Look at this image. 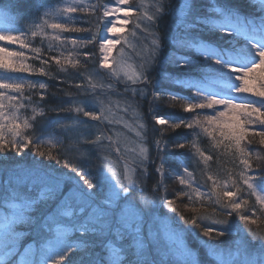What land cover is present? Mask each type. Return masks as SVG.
Here are the masks:
<instances>
[{
	"label": "snow or ice",
	"instance_id": "obj_1",
	"mask_svg": "<svg viewBox=\"0 0 264 264\" xmlns=\"http://www.w3.org/2000/svg\"><path fill=\"white\" fill-rule=\"evenodd\" d=\"M31 7H39L36 0L12 4L21 16ZM57 11L55 19L45 11L20 34L0 31V70L47 77L77 90L49 92L43 82L0 80V264H65L73 254L76 264H264V192L257 187L264 167H253V157L264 161V0H153L150 5L75 0ZM78 18L88 26H75ZM9 20L15 17L0 11V21ZM166 21L171 23L162 30ZM48 29L54 33L50 37ZM68 32L90 38L62 39ZM37 36L39 46L33 43ZM237 38L250 42L255 61L227 65L238 82L234 92L258 103L215 96L185 103L179 95L184 87L198 78L197 93L207 87L201 60L224 65L226 58L239 56ZM117 46L121 57L123 49L131 51L133 70L114 66ZM166 46L169 53L162 57ZM90 69L106 82L96 81ZM161 85L174 91L161 95L156 91ZM111 95L141 110L138 119L145 122L136 136L148 145L119 174L106 164L108 149L121 151L113 148L107 127L113 123L105 107ZM50 96L70 103H49ZM145 98L150 112L163 100L193 118L173 124L153 116L161 135L148 143ZM88 103L97 110H86ZM62 114L69 118L51 120ZM179 128L196 136L202 130L214 148L231 149L235 170L224 177L207 175L203 184L188 167L176 177L167 166L164 137ZM257 137L260 148L253 147ZM204 151L196 149L210 169L215 153ZM170 175L181 186L172 193L166 185ZM177 200L190 204L192 214L186 216ZM199 206L215 213L199 214Z\"/></svg>",
	"mask_w": 264,
	"mask_h": 264
},
{
	"label": "trees",
	"instance_id": "obj_2",
	"mask_svg": "<svg viewBox=\"0 0 264 264\" xmlns=\"http://www.w3.org/2000/svg\"><path fill=\"white\" fill-rule=\"evenodd\" d=\"M14 0H0V7H5L9 10L11 13V17H15V20H11L10 22V29L11 32L16 34H20L22 32H25L29 25L35 23L39 17L43 15L45 11H49L50 16L52 19H55L56 16L59 15L58 9H61L65 6H68L75 2V0H36V3L39 5V7H31L30 11L26 15H18L17 12L12 10V4ZM79 15V14H76ZM75 26H83L87 27L88 25L83 21L82 18H78L76 21L73 22ZM171 21H166L161 24V28L167 29L170 25ZM52 31L50 29L47 30V36L50 37L53 35ZM61 38L67 37L69 40L72 38H78V39H89L90 34L89 33H61ZM102 36V32H101ZM237 45L239 46L240 55L239 56H232L230 58H226L224 65H217L214 62H207L204 63L203 60H201L202 67L204 71L207 73V80L204 81V83H208L210 86V83H214L217 86V90L215 92H212L210 90L208 91H201L199 94L197 93V86L199 85V78L197 81L193 82V86L191 87H184L182 90L179 91V95L184 100L185 103H199L201 102L205 96H215L217 98L221 99H231L228 98L229 94H231L232 89H235L237 87L238 82L233 79L234 74L229 71V68L227 67L228 64L240 62L242 64H250L251 59H255V50L251 48V44L248 40H245L243 38H237L236 41ZM33 43L37 46L41 43V37L37 36ZM44 44H48L49 40L45 39L43 41ZM54 44L57 48H60L59 42H51ZM9 48L15 50V45H7ZM92 49H85V51H90ZM169 53V48L166 46L162 51V57H166ZM52 55H55V53H51ZM29 55H31L29 53ZM49 55V53H45V56ZM250 57L251 59H248ZM31 63L36 64L39 66L38 61H30ZM53 73L55 74V65L54 63L50 64L49 66ZM92 72V75L95 77L96 81H99L101 83L106 82L105 77L103 75H98L94 69H90ZM61 76L63 74H60ZM72 78L78 79V75H74ZM0 80H7L10 82H23L25 80L35 82V83H46L49 87L48 91L52 92L55 91L57 88H64L66 91H70L73 94L76 93V89L72 87H68L64 84H58L56 80L49 79L47 77H42L39 75H33V76H25L24 74H17V73H5L3 70H0ZM72 83V80L68 81V84L70 85ZM207 84V86H208ZM223 87V89H221ZM226 89H225V88ZM214 89V88H213ZM229 89V90H228ZM215 90V89H214ZM2 91V90H0ZM157 92L161 93V95L165 93H169L174 91L172 88L165 87L164 85H161L156 89ZM243 98V102L247 103H258L254 98H251L247 95H241ZM80 99H83L82 97ZM49 103L52 104H68L70 101L63 96L60 97H49ZM115 104L119 105H125V107L132 105L134 108V111L136 112L138 116L142 115V112L140 109H137L136 106L131 102L128 101L127 103L123 98H121L118 95H111L109 96V102L106 104V115L109 113H113V109L116 108ZM128 104V105H127ZM130 104V105H129ZM7 110V109H6ZM212 110H204V114H210ZM143 112L144 117L147 121V127H148V136L149 141L148 143H151L152 139L158 137L161 135V128L159 125L155 123V120L153 119V116L163 118L173 124L180 123V122H188L193 118V113H187L183 112L179 107L177 108H171L168 107L163 100H161L159 103L155 105V111L150 112L149 111V104L147 98H145V102L143 105ZM69 117L65 115H59V116H52L51 120H65ZM140 123H144L145 121L139 119ZM88 125H92L94 123L89 122L87 120ZM109 126V125H108ZM107 126V127H108ZM87 131V130H86ZM112 135V141H113V148L116 146L120 147L119 141L113 137V133H109ZM164 139L167 142L168 145V151L166 154V159L168 161V167L170 168L171 172L176 176L179 177L182 175V167L186 166L190 168V170H194L195 177L201 181L203 184L204 178L207 175H214L218 177H224L231 173V171H234L233 164L231 160V149H225L223 147L220 148H214L213 143L211 141V138L208 137L206 134H204L201 130V135L196 136L192 130L187 128H179L176 131L172 132L170 135H167L164 137ZM207 142V143H205ZM191 146L190 149H177L175 146L178 144H188ZM146 147L148 146L147 144ZM207 147L208 151H204V149ZM253 147L260 148L262 147L260 142L258 141V138H255ZM199 148L201 151H204V155H208L209 151L215 153L214 155V164L209 169L208 167L204 166L203 160L199 157L198 153L196 152V149ZM115 154L112 150L106 151L107 161L106 164H109L111 162H114V165L109 167L112 170H115V172H121V164L118 163L114 158ZM199 161V163H197ZM131 164V163H129ZM253 167H264V161L260 165L255 164V160L253 161ZM73 177H75V173H70ZM151 181H146V184H150ZM166 185L168 187V191L170 193L174 192L178 187H181L178 184V178L173 179V176L168 177V181H166ZM258 190L261 192H264V179H261L257 182ZM202 191H205V189L202 187ZM210 190V189H209ZM176 206L183 211V213L187 215H191V211L189 210L192 206L187 203H182L181 200L176 201ZM162 211H164L162 209ZM215 209L211 206H199V214H214ZM179 224V221H177ZM181 228H184L188 231H191L190 229H187V226L183 224H179ZM185 242L189 244V247L192 246V243L188 239V237H185ZM65 264H76V256L75 254L69 256L68 260L65 262Z\"/></svg>",
	"mask_w": 264,
	"mask_h": 264
},
{
	"label": "rangeland",
	"instance_id": "obj_3",
	"mask_svg": "<svg viewBox=\"0 0 264 264\" xmlns=\"http://www.w3.org/2000/svg\"><path fill=\"white\" fill-rule=\"evenodd\" d=\"M142 2L145 5H150L153 2V0H142ZM4 10H7L9 16L11 17L10 15L11 13L9 12L7 8L0 7V11H4ZM83 21L85 20L83 19ZM10 22L11 20L0 21V31L5 32V33L11 32L12 30L9 27ZM14 34H16V32H14ZM105 35H106V32L102 30V37ZM117 48L118 50H114L113 52V56L117 59V64L114 66L117 67L118 71H121V72L133 70L136 66V60L133 57L131 51L129 49H123V57H121V52L119 51L120 46H117ZM248 59H251V58L248 57ZM251 60H252L251 63L255 61V59H251ZM216 86H217L216 84L210 83V86L208 84V86L204 90L205 91L210 90L212 92H215L217 90ZM221 89H223V87ZM230 91H231V94H229L228 98L232 97L231 99H235L237 101L243 102V98L241 97V95H244V94H236L234 92V89ZM115 105H116V108L113 109V113L107 114V116L113 121V123L110 124L108 128H111L113 137L119 141V144H120L119 148L121 149V151L119 154H115L114 159L118 163L121 164V169H122L125 162L131 163L134 159H138L140 148L142 146L146 147V145H141L140 138L136 136V132L140 130L138 127L140 122L138 119V115L135 114L136 112L134 111L133 106L130 104H129L130 106H127V107H125V105H119V104H115ZM125 109H127V111H125ZM86 110L96 111L97 109L95 108L93 104L88 103L86 105ZM121 121L126 122L129 125V127H125L124 123H122ZM89 122L90 124L95 123L90 120ZM84 123H87V120H85ZM258 141H259V138H258ZM108 151H111V149H108ZM254 160H255L256 165H260L261 163H263V161L256 160L255 157H253V161ZM113 165H114V162H111L107 164V167H111ZM183 167H186V166H183ZM112 171L115 172V170H112ZM116 173L119 174L120 172H116Z\"/></svg>",
	"mask_w": 264,
	"mask_h": 264
}]
</instances>
